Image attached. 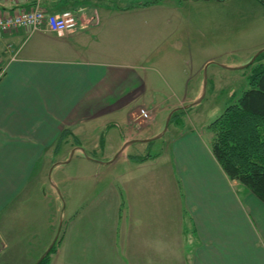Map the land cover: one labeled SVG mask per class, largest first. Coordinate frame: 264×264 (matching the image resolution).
<instances>
[{
  "label": "crops",
  "instance_id": "obj_1",
  "mask_svg": "<svg viewBox=\"0 0 264 264\" xmlns=\"http://www.w3.org/2000/svg\"><path fill=\"white\" fill-rule=\"evenodd\" d=\"M192 3L209 0H43L47 12L76 9L77 27L60 35L0 32L3 262L35 264L54 240L45 205L69 152L96 150L106 140L113 155L134 140L105 161L114 170L122 159V171L70 214L48 264H264V202L225 175L208 133L180 125L169 150L142 162L126 152L138 141L131 126L147 125L140 109L154 111V125L202 91L199 84L190 96L172 93L161 103L147 95L160 67L154 55L176 34L165 30L176 29L175 12ZM16 9L0 0V13ZM29 203L40 205L35 219Z\"/></svg>",
  "mask_w": 264,
  "mask_h": 264
},
{
  "label": "rangeland",
  "instance_id": "obj_2",
  "mask_svg": "<svg viewBox=\"0 0 264 264\" xmlns=\"http://www.w3.org/2000/svg\"><path fill=\"white\" fill-rule=\"evenodd\" d=\"M192 4V7L184 5V9L180 8L175 12L179 20L176 29L165 30L176 34L162 44L158 52V49L155 51L154 59L160 67L154 77L155 89L147 92V95L151 96L155 103H161L172 93L189 95L190 88L200 84L202 91L197 92L196 99L203 93L202 98L197 104L189 106L179 120L173 117L162 136L153 138L155 135L147 142L141 140L157 126L163 127L166 118H157L153 125L150 122L154 118V111L147 113L146 118L141 117L140 121L147 125L131 126L130 130L136 134L138 141L126 150L127 153L154 155L169 150L172 137L181 129L180 125L185 124L189 128L192 125L191 128L195 127L212 137V133L207 129L210 121L219 116L235 97L248 88L247 80L251 66H238L248 63L259 50L264 49V46L261 47L264 45V0H209V3L202 6ZM196 22L199 29L194 28ZM253 49L256 50L253 52ZM160 55L163 58H160ZM165 80L168 83H165ZM185 82H188L187 86ZM183 86L184 90L180 92ZM171 87L178 92L170 90ZM186 103L184 101L183 105ZM118 126L123 131L127 129L124 123H119ZM98 134L99 130L94 131L95 142L99 139L96 137ZM109 136L108 133L104 138ZM106 143L105 140L96 150H91L87 146L85 149L80 148L76 142L81 151L76 155L69 152L66 163L62 165V171L55 178L56 198L51 195L53 186L49 187L47 204L43 205L47 206L50 214L52 213L49 216L52 220L50 232L53 234L52 239L56 238L55 249L70 214L87 200L96 197L99 185H105L113 174L123 169L122 159L117 161L114 170L107 169L105 161L112 159L119 149L112 155L111 149L104 145ZM103 145L106 147L102 150ZM35 206L40 207L36 203L26 206V211L32 210L34 219ZM0 264L13 263L3 262L0 256Z\"/></svg>",
  "mask_w": 264,
  "mask_h": 264
},
{
  "label": "trees",
  "instance_id": "obj_3",
  "mask_svg": "<svg viewBox=\"0 0 264 264\" xmlns=\"http://www.w3.org/2000/svg\"><path fill=\"white\" fill-rule=\"evenodd\" d=\"M247 66L248 88L207 126L212 133L209 147L225 175L264 202V50ZM186 109L173 111L169 122L173 117L179 120ZM135 156L142 162L153 155ZM54 249L55 243L37 264H48Z\"/></svg>",
  "mask_w": 264,
  "mask_h": 264
},
{
  "label": "built area",
  "instance_id": "obj_4",
  "mask_svg": "<svg viewBox=\"0 0 264 264\" xmlns=\"http://www.w3.org/2000/svg\"><path fill=\"white\" fill-rule=\"evenodd\" d=\"M17 9L0 13V32H11L18 28H25L31 32L46 30L58 35L74 30L77 27V10L63 9L59 12H47L42 6L43 0H7ZM4 68L0 64V77ZM140 116L147 117V113L140 109Z\"/></svg>",
  "mask_w": 264,
  "mask_h": 264
},
{
  "label": "water",
  "instance_id": "obj_5",
  "mask_svg": "<svg viewBox=\"0 0 264 264\" xmlns=\"http://www.w3.org/2000/svg\"><path fill=\"white\" fill-rule=\"evenodd\" d=\"M263 50H264V49L259 50V51L253 56V58H252L248 63L243 64V65H241V66H238V68L246 67L247 65H249L250 63H252L253 60L255 59V57H256L261 51H263ZM225 67H226V68H234V67H230V66H225ZM202 94H203V93H202ZM202 94H200V96H199L196 100L192 101L191 103L187 104L186 106H184V107H176V108L172 109V110L169 112V114L167 115L166 119H165V122H164V126H163V130H162V132H164V131L166 130L167 125H168V122H169V119H170V116H171V114H172L173 111H175V110H177V109H180V108H188L189 106H192V105L197 104V103L200 101V99L202 98ZM162 132H161V133H162ZM161 133H159L158 135H156V136L153 137V138L160 137V136H161ZM153 138H147V139H143V140H141V141L147 142V141H149V140H151V139H153ZM133 141H134V140L125 143V144L120 148V150L118 151L117 154H119V153L122 151V149H123L126 145L130 144V143L133 142ZM117 154H116V155H117ZM116 155H115V156H116ZM115 156H114V157H115ZM55 240H56V238L53 240V242H52V243L50 244V246L45 250L44 254L38 259V261H37L35 264H37V263L43 258V256L45 255V253L48 252L49 248L51 247V245H53V243L55 242Z\"/></svg>",
  "mask_w": 264,
  "mask_h": 264
}]
</instances>
